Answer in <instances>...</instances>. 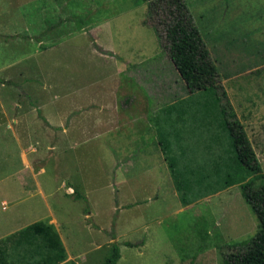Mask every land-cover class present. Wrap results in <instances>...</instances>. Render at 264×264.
Segmentation results:
<instances>
[{"label":"rangeland","instance_id":"1","mask_svg":"<svg viewBox=\"0 0 264 264\" xmlns=\"http://www.w3.org/2000/svg\"><path fill=\"white\" fill-rule=\"evenodd\" d=\"M185 2L217 68L218 94L229 99L222 104L243 123L264 173V0ZM154 24L139 0H0V239L44 222L67 250L63 264H103L115 242L118 264H223L227 244L256 234L240 184L188 206L180 200L156 135L170 130L166 110L184 104L188 89L175 84ZM26 87L42 102L61 90L100 99L64 102V112L47 114L59 126L47 131L43 111L15 107L31 109ZM178 124L179 145L199 137Z\"/></svg>","mask_w":264,"mask_h":264},{"label":"trees","instance_id":"2","mask_svg":"<svg viewBox=\"0 0 264 264\" xmlns=\"http://www.w3.org/2000/svg\"><path fill=\"white\" fill-rule=\"evenodd\" d=\"M139 1L148 3L149 16L155 21L154 31L175 68V84L181 81L188 89L184 104L177 101L166 110L170 130L163 129L161 137L158 133L180 200L188 206L240 184L244 200L257 217L258 230L250 239L227 244V251L221 254L222 261L223 264H264L263 168L243 123L231 107L228 111V106L222 104L224 100L229 103V99L218 94V72L208 46L195 27L185 0ZM179 122L183 123V131L199 137L196 140L182 137L185 146L179 145L180 131L174 126L179 127ZM187 145L189 151L185 150ZM227 145L233 149L231 156L224 154ZM179 147L181 157L174 154ZM208 149L213 153H207ZM186 151L190 152L189 160L185 158ZM209 175L216 178L211 184L205 180ZM206 223L207 219L201 217L195 224L203 245L209 239ZM121 256L120 245L115 242L103 264H118ZM66 259L67 250L54 226L44 222H35L0 239V264H62Z\"/></svg>","mask_w":264,"mask_h":264},{"label":"crops","instance_id":"3","mask_svg":"<svg viewBox=\"0 0 264 264\" xmlns=\"http://www.w3.org/2000/svg\"><path fill=\"white\" fill-rule=\"evenodd\" d=\"M60 44V41H58V45ZM53 49V48H52ZM51 50V49H50ZM49 50V51H50ZM55 50H56V48H55ZM51 52V51H50ZM48 53V52H47ZM47 53H45V54H43L42 56H41V58L40 59H43L44 58V56L47 54ZM52 54H51V56L53 57L54 55H56L57 53H54V52H51ZM53 61V60H52ZM39 69H40V72H42L43 74H45V72H48L49 73V71L48 70H46L43 66H42V64H40V66L38 67ZM54 68H55V66H54V64H52L51 63V67H50V69L51 70H54ZM50 74V73H49ZM30 87H33V86H30ZM35 87V86H34ZM26 90V93L31 97V99H33V101H31L30 102V106H31V109L30 108H28V107H26V106H22V105H19V104H16L15 105V107L17 108V109H20V108H22L23 109V111H25V113L26 114H28V115H34V116H36V112H38V111H43V113H44V115H45V117H46V119H47V123H48V125H47V131L48 130H52V131H54V128L55 127H59V126H57V124H54L55 123V121L52 119H50L49 118V113L53 116V113L55 112V113H57L58 111H60V112H64V108H63V104H64V102H68V101H70L71 102V104L73 105V107L74 106H76L77 107V105H80L82 102H87V101H91V102H94L95 101V103L98 101V99H100V98H97V99H95V97H92L93 96V94L94 93H92L91 94V92H90V90H84L82 93H80V92H78L79 94H73V95H71V96H69V95H66V94H64L63 93V90H61V94L62 95H60V93H56L55 95H53L54 93H48V99H47V102H42V101H38L37 99H36V94H34V92L33 91H31V90H29L28 89V87H26L25 88ZM46 90L47 89H43V91H45L46 92ZM95 92H96V90H95ZM112 93H113V91H112V89L110 88V92H109V94H108V98H111L112 97ZM104 99H107V96H104L100 101H104L105 102V100ZM109 102V101H108ZM60 103H61V106L59 107V105H60ZM174 104V103H173ZM172 105V104H171ZM109 107H112L113 108V103H111V102H109ZM23 111L21 110V112H19V113H23ZM46 113V114H45ZM24 114V113H23ZM48 114V115H47ZM24 116H25V118L28 120V118H29V116H27V115H25L24 114ZM23 118H21V119H19L18 118V120H15L14 122L15 123H17L16 124V127H15V129H14V136H10V137H12L11 139H16L18 142L20 141V139H19V135H20V133L18 132V129L20 128V122H23V120H22ZM54 122V123H53ZM25 125V124H24ZM50 126V127H49ZM156 135V134H155ZM156 136H158V144H159V147L162 149V147H161V145H160V138H159V135H158V132H157V135ZM14 139V141L16 142V140ZM17 143V142H16ZM21 167V166H20ZM29 226V225H28ZM27 227V226H26ZM121 260V259H120ZM63 264V263H62Z\"/></svg>","mask_w":264,"mask_h":264}]
</instances>
